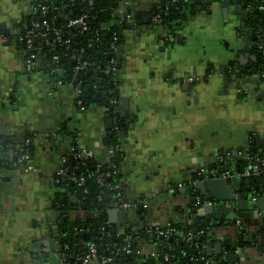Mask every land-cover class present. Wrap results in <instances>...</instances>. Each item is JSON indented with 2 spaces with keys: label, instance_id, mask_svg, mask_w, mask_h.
Wrapping results in <instances>:
<instances>
[{
  "label": "crops",
  "instance_id": "1",
  "mask_svg": "<svg viewBox=\"0 0 264 264\" xmlns=\"http://www.w3.org/2000/svg\"><path fill=\"white\" fill-rule=\"evenodd\" d=\"M35 1L0 0V29L16 32L15 24L31 14ZM160 1L119 0L112 12L111 22L133 26L124 29L117 53V117L99 103L79 108L73 85L55 79L59 68L48 71L38 55L25 69L24 49L14 38L0 37V134L15 147L30 137L33 146L31 171L0 173L7 177L0 178V264H61L58 242L55 251L48 250L61 213L52 201L61 160L73 147L93 150L98 164L108 165L113 145L106 144V136L113 131L121 153L120 185L130 199L146 202L150 225L165 226L192 217L193 197L177 183L201 167L236 172L246 153L264 146V77L256 69L250 31L237 32L241 5L215 0L166 36L149 23V9ZM254 195L251 189L250 199ZM216 205L222 211L215 219L231 220V233L242 219L247 240L255 239V248L242 243L246 253L229 263L264 264V201L254 220L252 211L241 212L232 202ZM63 212L73 221L91 214L69 206ZM106 214L115 230L119 225L136 231L141 224L133 210L109 207ZM199 215L207 217L203 211ZM225 254L223 248L218 260L228 262Z\"/></svg>",
  "mask_w": 264,
  "mask_h": 264
},
{
  "label": "trees",
  "instance_id": "2",
  "mask_svg": "<svg viewBox=\"0 0 264 264\" xmlns=\"http://www.w3.org/2000/svg\"><path fill=\"white\" fill-rule=\"evenodd\" d=\"M213 1L215 0H161L159 4H152L150 7L149 23L160 26L167 36L173 26H181L198 11L207 10ZM118 2L119 0H36L33 6L45 4L47 6L45 13L36 11L23 16L14 26L16 32L12 34L6 29H0V37L8 42L14 38L24 49L25 43L20 40V37L27 34L29 30H33V50L48 62V71L51 72V69L53 71L57 68L61 70V76L55 79L62 83L69 82L79 90L76 97L77 106L85 108L91 103H99L105 107L108 115L115 117L114 102L118 96V81L115 75L107 74L106 69L111 61H114L118 67L117 53L123 42V31L127 28L125 20L111 22L112 12ZM241 2L244 3L242 9L245 15L237 26V32L241 35L242 31H250L251 38L257 40V32H264V10L260 8L264 0H241ZM113 3L114 7H112ZM80 17L83 18V25L68 24L69 20ZM134 18L135 23L139 24L140 19L135 16ZM41 20H46L47 25H41ZM34 23L40 25L35 27ZM55 29L60 30V40H57L54 34ZM40 32H46V35L41 36ZM28 54L29 51H26L25 57ZM53 55H57L58 58L54 60ZM83 62L85 65L75 70V67ZM255 62L257 71L264 77V48L257 54ZM26 138L29 139V143L24 145V150H28L32 158V141L30 137L26 136ZM16 144L18 147L20 143ZM106 144L113 145L110 164L102 163L103 165L98 166L95 157L82 162L73 156H68L63 165L65 174L56 176L55 185L58 191L54 194L52 208L60 213L68 206L84 209L85 205V209L91 211L90 216L80 221L71 220L68 217L69 214L64 212L65 215L60 213L57 217L55 238L58 242L60 257L62 259L65 257L61 264H79L78 260L85 253L88 242H93L98 253L103 255H110L111 251L115 252L113 264H203L201 257H213L212 246L215 240L209 237L210 224L208 225L204 216L197 214L196 206H193L191 202L189 206L192 217L186 221L170 223L169 226L175 231L167 238L155 234L153 225L146 221L144 210L140 208L135 211L141 221L136 231L124 228V233L131 235L129 242L123 240L121 235L113 237L115 229L111 235L99 234L98 223L106 218V210L114 206L116 194L114 185L120 184L117 168L121 153L113 131L107 134ZM17 147L7 135L0 134V173L2 170L10 171L14 168L15 161L21 153ZM254 155L264 158V146L261 150L250 154V156ZM245 164L247 161L240 167ZM262 171V175L250 177V184L243 182L242 189L248 190L257 186L254 194L264 192V168ZM88 172L92 174L89 177L86 176ZM80 176L85 177L82 188H85L86 192H82V189L76 185L75 179ZM0 178L7 179L5 176ZM97 178L101 179L102 185ZM120 189L125 193L121 185ZM188 190L192 197L199 194L194 186L188 187ZM70 195L75 196V199L68 201ZM78 195L80 198L77 197ZM99 195L100 199H98ZM201 198L204 199V196ZM217 220L221 224L225 222L224 219H215V224ZM84 228H88V231L85 232ZM188 232L194 236L190 240L183 239L182 237ZM84 235H88V239H85ZM140 244L153 246L156 255L151 257L135 253ZM123 246H130L133 252L124 254ZM215 263L226 264L227 261L217 259Z\"/></svg>",
  "mask_w": 264,
  "mask_h": 264
},
{
  "label": "built area",
  "instance_id": "3",
  "mask_svg": "<svg viewBox=\"0 0 264 264\" xmlns=\"http://www.w3.org/2000/svg\"><path fill=\"white\" fill-rule=\"evenodd\" d=\"M260 8L264 10V3L262 4ZM46 9H47V6L45 4H42V3L37 4L36 6L32 7L31 13L40 11L43 14L45 13ZM78 23L80 25L84 24L82 17L74 19V20H69L68 22L69 25L78 24ZM33 25L35 27H38L40 24L34 23ZM41 25H44V26L47 25L46 20H41ZM54 34L56 35L57 40H60V37H59L60 30L55 29ZM40 35L45 36L46 32H40ZM256 36H257L256 41L258 42L259 48L262 51L264 48V32L263 33L257 32ZM33 38H34L33 30H29L27 34L20 37V40L25 43V48H24L25 53L26 51H29V54L25 57V61H24V66H25V69L27 70H30L33 67V64L38 56L37 52L33 50ZM113 46L114 45H112V47ZM57 58H58L57 55H53L54 60H56ZM84 65H85V62L80 63L79 65L75 67V70L81 68ZM116 71H117L116 63L114 61H111V64H109V66L106 69V73L111 74V75H116ZM188 80H193V77L191 76L188 77ZM75 92H76V95H78L79 90L75 89ZM19 143L20 144L18 145L17 148L21 153L18 155L15 161V166L13 170L17 172L27 173L33 169V165L31 164L30 154L28 150H24V145H27V143H29V139L26 137H23L19 140ZM68 156H73V158H76L83 162L84 160H89L90 158H93L94 152L93 150L89 148H85V147L78 148L77 147L76 149H72L71 151L66 153L65 156L61 160V163H60V166L57 172L59 176H62L65 174L63 165L66 163ZM246 161H247V164L240 167L236 172L225 170V169H219L215 166L208 167V168L201 167L199 170H197L193 174V176L189 180L177 183L176 188L195 186V184L201 178H204V179L227 178V177L248 178V177H258L262 175V172H263L262 169L264 168V158L263 157H260L258 155L250 156V154L246 153ZM98 166L100 165L98 164ZM91 175L92 174L88 172L86 176L89 177ZM98 176L100 177V174ZM75 180H76L75 181L76 185L82 189V192H86V189L82 188L85 177L80 176ZM97 180L102 185L101 179L97 178ZM114 188L116 189V194H115V202H114L113 207H116L120 209L121 211L133 210L134 212L136 211V209L140 208L144 210V215H146L145 210H146L147 204L146 202H143L142 198H139L137 200L130 199L125 193L122 192V190L120 189V184L118 183L114 185ZM256 198H257V194L251 197L250 199L251 202H255ZM98 199H100V195L98 196ZM211 202L212 200L210 198L204 197V199H202L201 196H199V194L193 196V198L191 199V203L193 204V206H196V212L198 215L199 213H202V211L204 210V207L206 205H210ZM169 225L170 224L165 225L166 227L160 226V225H154L152 227L157 236L167 238L170 236V234H172L173 231H175V229L171 228ZM236 225L238 228H243L241 220H237ZM124 228L125 227H120L114 232L112 236L114 237L117 235H121L123 236L122 237L123 240H125L126 242H129L131 240V235L125 234ZM97 230L99 234L111 235L114 229L109 226L107 219L104 218V220L98 223ZM84 231L87 232L88 228H84ZM192 236L194 235L191 232H188L182 238L185 240H190ZM122 250L124 254L133 252L130 246L129 247L123 246ZM134 252L140 255L151 256V257L156 255L155 251L153 250L144 251V248L140 247V245ZM113 254H115V252L113 251L110 252V255H103L101 253H98L95 244L93 242H88L86 251L82 255V257H80V260L82 264H113ZM200 259H201V262H203V264H216L212 256L207 257V258L201 257ZM219 264H225V263H219ZM226 264H232V263L227 262Z\"/></svg>",
  "mask_w": 264,
  "mask_h": 264
},
{
  "label": "water",
  "instance_id": "4",
  "mask_svg": "<svg viewBox=\"0 0 264 264\" xmlns=\"http://www.w3.org/2000/svg\"><path fill=\"white\" fill-rule=\"evenodd\" d=\"M124 1H127V0H124ZM236 2L237 4L241 5L240 9L242 8V6H244V3L241 2V0H236ZM114 6L115 5L113 3L112 7ZM77 26H80V24L78 23ZM127 27L132 28L133 26L132 24H127ZM254 50L255 48L251 49L252 53L254 52ZM259 53L260 52H256L254 56V60L257 54ZM237 66H238V63L234 64L235 68ZM243 182L248 185L251 182V178L250 177L248 178L227 177V178H208V179L201 178L195 184V188L198 190L201 196H204L206 198H211L212 200L211 204L206 205L203 211H204V214L207 215V217L205 216L206 217L205 221H207L208 225L210 224L209 237L210 239L215 240L212 246V253H213L214 260L218 259V257L223 252V248H225V250L228 251V254H225V257L228 260V262L235 261V258H237V256H241V254L246 253L245 245H247L251 249L255 248V239L251 238V240H247L246 238V231H245L246 227H243V228L233 227L234 232L231 233L230 231V229H232L230 225L231 220L224 219L225 222L223 224H221L219 220L216 221V224L214 223L216 215L220 214L222 211L220 210L221 205H219L218 207L217 205L214 206V203H219V202H232V204L235 205L237 209L241 212L252 211L253 217L251 218V220H254L255 217L256 218L258 217V212L261 208L260 204L261 202L264 201V192H260L255 202H251L250 196H249L251 189H248L245 192L241 187V184ZM257 188L258 187L255 186L253 188V192L256 191ZM77 197L80 198V195H78ZM72 199H75V196H72ZM63 200L64 198H62V201ZM241 203L243 204L242 207H241ZM70 208L75 209L76 207H70ZM83 208L85 209L86 206L84 205ZM214 226H217L218 228L216 227L217 228L216 230L212 229V227ZM117 227L120 228L119 225ZM53 232L56 233L57 230L54 229ZM84 238L88 239V235H84ZM223 239L227 241L224 247L222 243ZM56 243L57 241L55 238L50 239L48 242V245L50 248L48 250L55 251ZM242 243L245 245H243ZM78 263L81 264V260H78Z\"/></svg>",
  "mask_w": 264,
  "mask_h": 264
},
{
  "label": "flooded vegetation",
  "instance_id": "5",
  "mask_svg": "<svg viewBox=\"0 0 264 264\" xmlns=\"http://www.w3.org/2000/svg\"><path fill=\"white\" fill-rule=\"evenodd\" d=\"M243 15H245V14H243ZM172 31H173V30H171V31L169 32L170 34H167V36H168V35H173V34H171ZM251 40H252L253 43H254V45H253V49L255 48L253 54H256V52H261V50H260V48H259V44H258V42H257L256 40H253V38H251ZM255 61H256V60H255ZM256 69H257V68H256ZM63 259H65V257H64ZM63 259H62V257H61V263H62Z\"/></svg>",
  "mask_w": 264,
  "mask_h": 264
},
{
  "label": "rangeland",
  "instance_id": "6",
  "mask_svg": "<svg viewBox=\"0 0 264 264\" xmlns=\"http://www.w3.org/2000/svg\"><path fill=\"white\" fill-rule=\"evenodd\" d=\"M249 37V36H248Z\"/></svg>",
  "mask_w": 264,
  "mask_h": 264
}]
</instances>
